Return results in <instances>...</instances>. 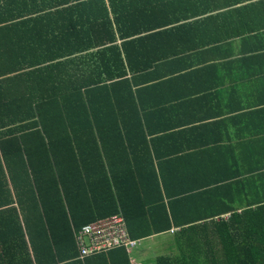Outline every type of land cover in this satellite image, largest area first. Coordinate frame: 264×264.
I'll return each mask as SVG.
<instances>
[{
  "label": "trees",
  "instance_id": "16d2710c",
  "mask_svg": "<svg viewBox=\"0 0 264 264\" xmlns=\"http://www.w3.org/2000/svg\"><path fill=\"white\" fill-rule=\"evenodd\" d=\"M152 2L120 9L104 0H0V264H130L131 259L139 264L133 253L141 240L163 233L166 251L154 264H264V135L250 137L257 165L243 174L223 173V183L200 180L205 169L198 162L189 168L195 167L192 187L173 182L171 172L164 176L159 170V176L152 169V158L171 165V154L156 148L158 137L147 138L168 128L163 121L169 115L162 118L164 103L145 91L156 90L161 76L132 71L144 57L131 55L153 50L158 38L171 40L173 31L159 21L172 15ZM91 47L125 54L130 72L118 55L107 78L96 79L111 80L117 102L112 92L109 102L102 93L94 98L93 91L110 88L107 83L47 95L55 57L36 60V52ZM263 107L244 112V121L234 119L245 127L264 124ZM102 127L105 133L96 134ZM80 141L85 150L77 147ZM236 149L235 141L223 144L226 154L235 155ZM121 151L134 161L113 159ZM132 162L149 167L145 179L110 181V164L123 170ZM256 180L260 183L251 189ZM36 194L40 205L35 201L37 213L31 214L28 199ZM118 206L127 235L139 245L130 252L114 247L77 259L74 231L117 214Z\"/></svg>",
  "mask_w": 264,
  "mask_h": 264
},
{
  "label": "crops",
  "instance_id": "0c3cea01",
  "mask_svg": "<svg viewBox=\"0 0 264 264\" xmlns=\"http://www.w3.org/2000/svg\"><path fill=\"white\" fill-rule=\"evenodd\" d=\"M104 1L107 7L117 5L120 9L128 8L136 1L144 4L153 1L152 4L162 7L165 15H172L171 19L162 17L159 21L162 25L168 24L167 28L173 31L171 40L167 37L158 38L153 50L131 54L137 58L144 57V60L138 61L139 67L132 71H155L161 76L157 80L156 90L145 91L158 94L159 101L164 103V108L158 113L162 118L169 115L163 121L168 128L149 133L147 138L151 140L158 137L156 148L159 153L171 154V165L167 161L164 163V160L161 162L152 158V169L159 176V170L164 176H169L171 172L173 182L181 181L184 187H187L184 184L192 187L197 182L191 174L195 167L189 171L194 162H198L205 169L198 178L211 183H223L219 180L223 173L233 174L236 169L242 170L243 174L244 168L255 167L257 164L252 159L256 157V143L250 137L264 135V124L249 123L245 127L246 124L243 125L234 118L241 119L244 112L256 105L264 106V0ZM48 23L51 22L47 21L46 24ZM116 44L121 46L122 40H118ZM118 55H121L127 73L130 72L124 53H101L100 48L91 47L90 50L82 52H36V60L55 57L50 63L55 64L50 70L54 85L44 86L45 90L48 88L47 95L50 97L64 95L68 87L82 89L91 86L94 89L100 83H107L110 84L109 89L93 91V96L97 99L102 93L109 102L111 92L113 93L111 80H97L107 78V74L118 62ZM107 57L110 62H106ZM113 97L117 102L114 93ZM261 111L264 115V107ZM158 113L156 115L159 118ZM146 120L149 121V118ZM201 126L203 129H195ZM102 129L104 127L95 133L100 134ZM102 132L105 133V130ZM234 141L237 148L235 155L226 154L223 144L229 146ZM77 147L86 149L83 141ZM103 157H99L97 162ZM116 157L134 161L130 156L126 158L123 151L118 152L113 159L117 160ZM110 168L114 170L109 171L110 181L119 183L125 179L131 181V178L139 175L145 179L149 167L143 168V164L132 162L131 167L123 166V170L112 164ZM255 182L251 183V189L260 183L258 180ZM191 191L194 189L189 192ZM177 192H180V188ZM251 193L255 199L258 197L253 191ZM36 198L37 194L35 199L33 196L28 199L31 214L37 213L35 201L40 205ZM14 206L17 214L22 215L23 210L19 209L16 202ZM117 210L118 213L122 212L120 206ZM42 212L40 209L39 213ZM45 213L46 209L43 215ZM160 236L143 238L141 246L146 240ZM142 254V250L133 253L139 264L141 260L138 257Z\"/></svg>",
  "mask_w": 264,
  "mask_h": 264
},
{
  "label": "built area",
  "instance_id": "2783aa9c",
  "mask_svg": "<svg viewBox=\"0 0 264 264\" xmlns=\"http://www.w3.org/2000/svg\"><path fill=\"white\" fill-rule=\"evenodd\" d=\"M125 226L126 223L121 213L83 224L74 231L77 259L83 260L114 247H123L127 252L136 248L139 240L130 238ZM130 264L137 263L131 259Z\"/></svg>",
  "mask_w": 264,
  "mask_h": 264
},
{
  "label": "rangeland",
  "instance_id": "374dc122",
  "mask_svg": "<svg viewBox=\"0 0 264 264\" xmlns=\"http://www.w3.org/2000/svg\"><path fill=\"white\" fill-rule=\"evenodd\" d=\"M167 237L168 234H162L159 238L143 242V245L139 248L140 252L142 250L143 254L138 257V260H141V264H154V259L165 253V242H163V240L161 242L160 239H166Z\"/></svg>",
  "mask_w": 264,
  "mask_h": 264
}]
</instances>
